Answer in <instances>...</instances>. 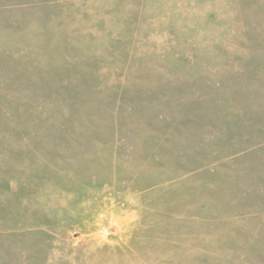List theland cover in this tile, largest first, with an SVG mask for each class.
Returning <instances> with one entry per match:
<instances>
[{
	"label": "rangeland",
	"instance_id": "1",
	"mask_svg": "<svg viewBox=\"0 0 264 264\" xmlns=\"http://www.w3.org/2000/svg\"><path fill=\"white\" fill-rule=\"evenodd\" d=\"M0 264H264V0H0Z\"/></svg>",
	"mask_w": 264,
	"mask_h": 264
}]
</instances>
